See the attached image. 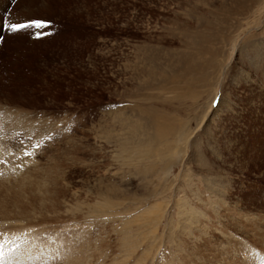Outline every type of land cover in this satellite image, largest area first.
I'll return each mask as SVG.
<instances>
[{"label": "rangeland", "instance_id": "rangeland-1", "mask_svg": "<svg viewBox=\"0 0 264 264\" xmlns=\"http://www.w3.org/2000/svg\"><path fill=\"white\" fill-rule=\"evenodd\" d=\"M0 22V218L36 233L29 264H65L71 231L80 264H264V0H0Z\"/></svg>", "mask_w": 264, "mask_h": 264}, {"label": "bare ground", "instance_id": "bare-ground-1", "mask_svg": "<svg viewBox=\"0 0 264 264\" xmlns=\"http://www.w3.org/2000/svg\"><path fill=\"white\" fill-rule=\"evenodd\" d=\"M25 181L27 178L21 184L16 185L17 194L26 191L27 183ZM6 183L12 184L10 179H7ZM66 212H69L68 207ZM238 219L242 220L243 217H238ZM20 222L21 224L19 221L11 219L10 216L0 218V264H29L28 261L32 259L30 257L34 256L38 250L33 240L36 233L31 234L30 227L23 225L25 220ZM247 222L250 223L251 219H248ZM74 242H78V244L72 246ZM58 244L60 245V258L65 264H80L85 261L87 248L84 250L85 240L80 232L71 231V236L58 241ZM182 260L185 261V258ZM185 262L187 263V259Z\"/></svg>", "mask_w": 264, "mask_h": 264}, {"label": "snow or ice", "instance_id": "snow-or-ice-1", "mask_svg": "<svg viewBox=\"0 0 264 264\" xmlns=\"http://www.w3.org/2000/svg\"><path fill=\"white\" fill-rule=\"evenodd\" d=\"M2 23V22H0ZM48 24L45 21H28V22H15L10 23L8 25L9 31L19 32L21 30H28L30 28H44L47 27ZM38 35H43V33H39Z\"/></svg>", "mask_w": 264, "mask_h": 264}]
</instances>
